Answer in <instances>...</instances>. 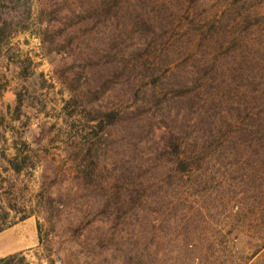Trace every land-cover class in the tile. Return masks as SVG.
Instances as JSON below:
<instances>
[{"label":"rangeland","instance_id":"374dc122","mask_svg":"<svg viewBox=\"0 0 264 264\" xmlns=\"http://www.w3.org/2000/svg\"><path fill=\"white\" fill-rule=\"evenodd\" d=\"M0 18V258L264 264V0H0Z\"/></svg>","mask_w":264,"mask_h":264},{"label":"trees","instance_id":"16d2710c","mask_svg":"<svg viewBox=\"0 0 264 264\" xmlns=\"http://www.w3.org/2000/svg\"><path fill=\"white\" fill-rule=\"evenodd\" d=\"M8 33L7 30V22L6 20H2L0 18V37L4 36ZM199 80V78H198ZM198 94H196V99L198 102H201L202 109L206 106L209 95L207 92H205V84H198ZM208 95V96H207ZM18 155H14L8 160V165L11 167L14 171L20 172L22 170V166L17 163ZM13 207L10 205H0V233L4 231L7 227H9L12 224L11 218H12V211ZM30 215V212H25L21 219H25ZM25 259L22 253L13 254L10 256H6L3 258H0V264H19Z\"/></svg>","mask_w":264,"mask_h":264}]
</instances>
